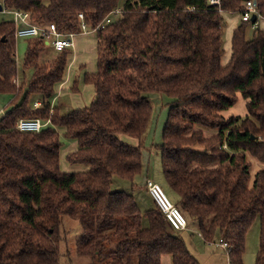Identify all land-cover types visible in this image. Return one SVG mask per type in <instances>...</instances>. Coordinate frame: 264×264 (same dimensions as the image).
Segmentation results:
<instances>
[{
  "label": "trees",
  "instance_id": "obj_1",
  "mask_svg": "<svg viewBox=\"0 0 264 264\" xmlns=\"http://www.w3.org/2000/svg\"><path fill=\"white\" fill-rule=\"evenodd\" d=\"M247 1H1L7 10L28 11L32 23H53L64 33L80 32V13L92 30L114 9L122 11L96 31L97 71L84 74L94 85V101L65 114L52 100L70 49L44 56L46 35L31 37L23 68L32 76L17 83L14 23L0 22V94H15L14 106L0 118V264H60L64 216L79 221L77 253L89 264H162L166 254L173 264H201L156 203L142 211L133 193L111 186L115 175L134 181L143 172L141 142L153 117V94L169 99L159 148L165 180L178 195L173 202L207 242H228L230 264H243L258 217L256 264H264V169L251 180L248 159L264 163V29L241 17L223 63L224 13L241 15ZM253 1L258 23L264 0ZM239 94L247 115L226 117L223 111ZM35 98L41 100L36 108ZM20 118L51 123L22 132L15 127ZM58 127L78 142L67 160L85 170L61 169Z\"/></svg>",
  "mask_w": 264,
  "mask_h": 264
},
{
  "label": "rangeland",
  "instance_id": "obj_2",
  "mask_svg": "<svg viewBox=\"0 0 264 264\" xmlns=\"http://www.w3.org/2000/svg\"><path fill=\"white\" fill-rule=\"evenodd\" d=\"M124 3V0H120V6ZM225 16V54L223 57L224 63L228 62V57L230 58V37L231 34L234 30L235 27L241 22V15L240 14H230V13H224ZM261 18V17H260ZM259 18V19H260ZM260 21V20H259ZM254 33V28L252 26H249L247 29V36L249 38L252 37ZM30 38H24V37H16V46H17V59H18V72L21 77H23V62L25 58V54L27 52L28 48V41ZM49 40L48 44V50L46 51L44 56H53L54 55V48L52 46V40H54L53 36H49L47 38ZM71 51V56L73 53L76 52V47H70L69 48ZM89 55L86 56H80L77 62L71 66V69H68L71 74V81L67 84L69 87H74L75 81L77 80V83L79 85V89L84 91V79H83V72L86 71V65L88 62ZM82 65H85V67H82ZM96 65V63H95ZM84 70V71H82ZM67 71V75H69ZM32 76V70L29 72H26V83L31 79ZM23 79V81H25ZM66 85V87H68ZM154 96V95H153ZM152 96V103L154 105V111H153V117L152 121L150 123L149 129L147 133L143 136L142 139V153H143V162L145 164H149L150 167V172L153 176V179L161 184L168 194V196L171 198L172 201L177 200L178 195L177 193L168 185L167 181L165 180L164 177V172H163V166H162V158H161V150L159 148L160 143L162 141V128L166 122V118L168 115V106L166 102L164 101H157L159 99H156L157 97ZM68 96L65 97L63 96V102H69ZM12 101V97L8 95H2L0 96V106L3 109H8L9 103ZM246 99L239 94V99L236 102L234 106L231 108L223 111V114L225 116H241L245 117L247 115V107H246ZM66 112V111H65ZM3 114L0 115V118ZM206 136H211L214 134V131L212 130H206L205 131ZM134 141V145L139 144V140L136 138ZM63 149H66L69 147L70 140L67 138H63ZM248 158L251 161V167H250V172L252 174L251 180L253 179V176L255 172L259 169H264V163L259 162V160L248 154ZM62 166L68 167L70 164L65 163L64 161V156H62ZM255 160V161H254ZM258 165H261V167L257 168V163ZM263 163V164H262ZM72 165V164H71ZM85 169L86 166H83ZM74 170V169H72ZM140 177V176H139ZM137 177V179L139 178ZM134 182L133 180L125 179L122 178L118 175L113 176L112 179V189L113 190H123L126 192H131L134 194L140 193V191H135L133 186ZM143 192V191H141ZM151 195V194H150ZM139 205L144 208H150L154 206V200L146 193L141 194L139 197ZM188 219V218H187ZM188 226L193 229L194 231H184L186 238L189 240V237L192 236L194 237L196 241V246L197 248L201 249L202 251H208L209 249L211 250H216V244H208L206 245L198 236L197 233V225L196 222L192 220H188ZM196 230V231H195ZM174 231V230H173ZM61 232L63 235V241L61 242V264H89V258L88 257H83L80 256L77 253V248H76V242L77 239L80 237L82 228L78 220L71 218L70 216H64L62 220V228ZM259 234H260V221L259 218L257 217L255 221L253 222L249 232H248V238H247V251L244 259V264H256V256H257V250L256 249L259 246ZM184 236V234H183ZM184 236V238H185ZM217 238L216 240H218ZM205 244V245H204ZM220 245V242L218 241L217 243ZM221 246V245H220ZM250 258V259H249ZM88 260V261H87ZM213 264V263H209Z\"/></svg>",
  "mask_w": 264,
  "mask_h": 264
},
{
  "label": "crops",
  "instance_id": "obj_3",
  "mask_svg": "<svg viewBox=\"0 0 264 264\" xmlns=\"http://www.w3.org/2000/svg\"><path fill=\"white\" fill-rule=\"evenodd\" d=\"M13 16H14L13 13L10 12L9 10H7L6 8H4V6H3V10L0 11V22H2L4 20L13 21V19H14ZM259 20H258L257 26H259L260 28L264 29V18L261 17ZM232 34H233V32H232ZM232 34H231V37H230V42H231V39H232ZM24 38H30V37H24ZM98 41L99 40H98V37H97V32L95 30H91L90 32H86V33H80V34L75 36V38H74V48L76 47V52L77 53L76 54L73 53L72 56H71V53H70L69 56H68V63H67V66H66L64 78L55 87L56 94H55V97L52 100V108L58 107L59 111L61 113L65 114V113L69 112L72 109L83 108L85 106H88V105H90V103L92 101H94V99L96 97V93H95V88H94L93 84L83 82L84 83V88H83L84 91L79 89V85L77 83V80L75 81L74 87H69L67 84L71 81L70 80L71 79V74L70 73H72V70H71V72H69L68 69H71V66L73 65V63L75 64L80 56L89 55L88 62H87V65H86L87 69H86V71L82 70V71H84L83 72L84 74L87 73V72L88 73H93V72L97 71V67H98L97 66V62H98ZM28 45H29V41H28ZM230 47H231V44H230ZM16 48H17V46H16ZM230 55H231V48H230ZM228 59L230 60L229 57H228ZM229 60H228V62H229ZM228 62L224 63V61H223L224 64H227ZM95 63H96V65H95ZM23 67H24V64H23ZM82 67H85V65H82ZM29 71H31V69H29L27 71L23 70V73H22L23 77H21V75H19L18 76V81L22 82L23 79L25 80L26 72H29ZM67 71H68L69 75H67ZM84 74H83V79H84ZM66 85L68 87H66ZM26 86L27 85L25 84L24 91H26V89H27ZM2 95L11 96L12 99L15 96V94H12V93L11 94H0V96H2ZM64 95H65V97L68 96V98L70 99L69 100L70 103L63 102V96ZM153 95H152L153 97H157L156 99H159V100H157L159 102L164 101L167 104L168 101H169V99L166 96H164V95H161V94H153ZM12 101L9 103L8 109L7 110L4 109L5 110L4 113H0V115L1 114L5 115V113L14 106V104H12ZM36 102L41 103L40 98H35V100L33 101V107L34 108H36L35 107V103ZM40 106H41V104H40ZM226 117H229V116H226ZM57 129L62 134L61 135L62 138H65L63 136V133H64L65 130L63 128H59V127ZM121 138L124 141H126L128 143H131V144H133L134 143L133 140L136 139V138L131 137V136L126 135V134H122ZM68 140H70L69 147L66 148V149L62 148L61 151H60V166H61V169L63 171H81V170H85L83 168V166H85V165L78 164V163L77 164L76 163L72 164V163H70L67 160L68 154L72 153V152H74V151H76L78 149V142L76 140H74V139H68ZM62 156H64L65 163L70 164L68 167L62 166V163H61L62 162V159H61ZM259 162L261 163V161H259ZM257 165H258V163H257ZM149 167H150L149 164H145L144 163L143 172H142V174L139 175L140 177L137 176V177H139L138 179H137V177L135 178V180L133 181L134 182L133 186H134V189H136L135 191H140V193L138 194L139 196L141 194L146 193L153 199V197L150 195V193L148 192V189L146 187L147 180L148 179H153V176H152V174L150 172ZM259 167H261V165H258L256 169H258ZM72 169H74V170H72ZM141 191H143V192H141ZM133 195L135 196V199H136V201H137V203L139 205V203H140L139 202V198H138L139 196H137V194H134V193H133ZM154 206H155V203H154ZM154 206H152V207H154ZM139 207L141 208L142 211H146L147 209H149V208L142 209V207L140 205H139ZM191 230L194 231L193 229H191L188 226V229L180 230L179 233L181 234V236L185 240L190 252L199 260V262L201 264H209V263H213V264H230L229 263L228 251H226V249H224V247L222 245L220 246V245L217 244L220 239L216 240L217 239L216 238L214 241L207 242L204 239V236L200 234L201 232L198 229H196L199 238L206 245H208V244L210 245L212 243H215L217 245L216 246L217 247L216 250L209 249L207 252L206 251H202L201 249L197 248L196 241H195L194 237L190 236L189 240H188L186 238V236H185V233H183L184 231H191ZM183 234H184L185 238H184ZM247 236H248V234H247ZM247 238H246V251H247ZM259 245H260V234H259ZM256 249L259 250V246ZM245 255H246V252H245V254L243 256V264L245 263L244 262ZM256 258H257V256H256ZM60 264H61V259H60ZM162 264H173L172 257L170 255H167V254L163 255Z\"/></svg>",
  "mask_w": 264,
  "mask_h": 264
},
{
  "label": "built area",
  "instance_id": "obj_4",
  "mask_svg": "<svg viewBox=\"0 0 264 264\" xmlns=\"http://www.w3.org/2000/svg\"><path fill=\"white\" fill-rule=\"evenodd\" d=\"M2 0H0L1 2ZM211 4L219 5L221 0H209ZM2 3V2H1ZM13 13V23L15 27V38L16 37H36L40 34L49 36H53L54 40H52V46L57 51H62L66 48H70L74 46V38L76 35L80 33L90 32L91 30L88 28L87 23L84 20V16L82 13L79 14L81 19V30L78 33L61 32L58 27L51 23L49 27L42 28L37 24H34L30 21V13L25 10L20 9H11L9 10ZM121 8L114 9L110 15H108L103 22L97 25L94 29L97 31L98 28L104 26L105 23L111 21L113 15H118L121 12ZM256 11V3L253 0H248L246 2V9L241 14L243 20H252L253 14ZM254 26H257V23L254 22ZM49 43V40L47 39ZM18 62V59H17ZM15 82L18 83V80L15 79ZM41 103L36 102L35 107L40 106ZM4 109L0 106V113H4ZM51 123L50 119L47 121H42L40 118H20L16 121L15 127L19 131L22 132H37L42 129L45 125ZM146 187L148 192L153 197L155 203L159 207L160 211L163 213L165 219L168 221L170 226L177 231L188 229V220L186 215L180 210V208L171 200L163 186L156 182L153 179H148L146 182ZM202 235V233H200ZM220 245L229 251L230 245L226 240L220 239Z\"/></svg>",
  "mask_w": 264,
  "mask_h": 264
},
{
  "label": "water",
  "instance_id": "obj_5",
  "mask_svg": "<svg viewBox=\"0 0 264 264\" xmlns=\"http://www.w3.org/2000/svg\"><path fill=\"white\" fill-rule=\"evenodd\" d=\"M2 10H3V4L0 2V11H2ZM257 19H258L257 14H256V13L253 14V16H252V21H253V22H256Z\"/></svg>",
  "mask_w": 264,
  "mask_h": 264
}]
</instances>
